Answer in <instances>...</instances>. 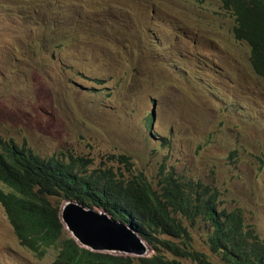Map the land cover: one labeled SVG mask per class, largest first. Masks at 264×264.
Instances as JSON below:
<instances>
[{
	"label": "rangeland",
	"instance_id": "rangeland-1",
	"mask_svg": "<svg viewBox=\"0 0 264 264\" xmlns=\"http://www.w3.org/2000/svg\"><path fill=\"white\" fill-rule=\"evenodd\" d=\"M51 12L53 28L36 20ZM235 24L220 0H0V138L156 187L169 172L201 181L264 237V79ZM191 230L218 261L204 222ZM57 251L23 246L0 203V264H53Z\"/></svg>",
	"mask_w": 264,
	"mask_h": 264
},
{
	"label": "trees",
	"instance_id": "trees-1",
	"mask_svg": "<svg viewBox=\"0 0 264 264\" xmlns=\"http://www.w3.org/2000/svg\"><path fill=\"white\" fill-rule=\"evenodd\" d=\"M220 1L235 15L234 36L249 45L253 69L264 79V0ZM36 20L47 28L61 22L55 12ZM75 71L86 77L81 68ZM88 79L110 88L108 77ZM147 121H155L152 112ZM63 155H42L13 138H0V181L8 188L0 187V203L23 246L40 254L57 248L53 264H184L182 257L197 264H264V237L246 223L239 208L220 207L218 188L179 180L173 172L164 174L156 187L142 173L126 176L111 167L93 168L86 156ZM120 158L130 164L128 156ZM65 199L105 209L130 224L155 252L133 256L81 246L60 219ZM198 221L207 226L209 248L218 261L193 245L191 227Z\"/></svg>",
	"mask_w": 264,
	"mask_h": 264
},
{
	"label": "water",
	"instance_id": "water-1",
	"mask_svg": "<svg viewBox=\"0 0 264 264\" xmlns=\"http://www.w3.org/2000/svg\"><path fill=\"white\" fill-rule=\"evenodd\" d=\"M59 214L71 237L83 247L113 254L147 256L151 244L130 224L114 218L105 209L65 199Z\"/></svg>",
	"mask_w": 264,
	"mask_h": 264
},
{
	"label": "clouds",
	"instance_id": "clouds-1",
	"mask_svg": "<svg viewBox=\"0 0 264 264\" xmlns=\"http://www.w3.org/2000/svg\"><path fill=\"white\" fill-rule=\"evenodd\" d=\"M224 9V8H223ZM140 235V234H139ZM141 236V235H140ZM134 256V255H133Z\"/></svg>",
	"mask_w": 264,
	"mask_h": 264
}]
</instances>
